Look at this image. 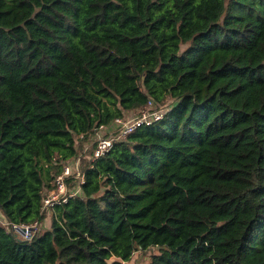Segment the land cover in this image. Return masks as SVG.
<instances>
[{
	"label": "trees",
	"instance_id": "trees-1",
	"mask_svg": "<svg viewBox=\"0 0 264 264\" xmlns=\"http://www.w3.org/2000/svg\"><path fill=\"white\" fill-rule=\"evenodd\" d=\"M0 219V264H264V0H0Z\"/></svg>",
	"mask_w": 264,
	"mask_h": 264
},
{
	"label": "built area",
	"instance_id": "built-area-1",
	"mask_svg": "<svg viewBox=\"0 0 264 264\" xmlns=\"http://www.w3.org/2000/svg\"><path fill=\"white\" fill-rule=\"evenodd\" d=\"M165 110L166 106H156L152 101L149 100L146 105L140 109L130 114H126L124 117L115 119L110 124L111 128H113L111 131H107V127H100V129L96 131L97 133L94 135L95 147L90 157L91 160L93 161L104 156L115 143L121 142L139 127H148L160 121L163 118ZM113 130L115 131L114 134L111 133ZM101 133L111 134L108 137H103L104 135ZM77 166L78 160H76V163L74 164V169H77ZM71 171L72 169L70 166L66 164L63 165L62 172L55 177L54 182L52 183L54 185L53 189L44 196L42 203L43 209L47 210L52 208L55 204L64 203L73 195H75L76 192H69L65 182L66 177L71 174ZM76 177L83 181V177L80 173H77ZM8 226H10L8 222L0 219V228L5 229L7 227L8 229ZM36 226L37 224H34L33 226L12 225L11 230L19 232L18 229H23L24 232L21 235L28 239L31 237V231L34 230Z\"/></svg>",
	"mask_w": 264,
	"mask_h": 264
},
{
	"label": "rangeland",
	"instance_id": "rangeland-1",
	"mask_svg": "<svg viewBox=\"0 0 264 264\" xmlns=\"http://www.w3.org/2000/svg\"><path fill=\"white\" fill-rule=\"evenodd\" d=\"M171 101L170 100H167L166 102H165V105L164 106H166L167 104H169ZM111 130V129H110ZM97 132H94L93 133V136H92V133L89 135V136H87L86 138H81V137H79V138H76V146H77V149H80V147H83V145H85V146H87L88 148H90V145L91 144H93L94 143V135L96 134ZM104 133H105V131H104ZM104 133H101L102 135H104L103 137H108L111 133L112 134H114L115 133V131L113 130L111 133H108V134H104ZM90 139H91V142H89L90 141ZM84 150V149H83ZM89 151H90V149H87V150H84V155H82L81 156V158H84V157H88V154H89ZM80 154V153H79ZM78 154V155H79ZM82 161H84V159L82 160ZM76 163V160H75V162L72 164V167H73V169H74V164ZM48 210V209H47ZM50 216V215H49ZM47 219H49V217L47 218ZM44 220L42 223H41V225L39 226V225H37L36 226V228L34 229V230H32L31 232V237L33 236V235H35L36 233H38V232H42L43 230H45L46 228H47V226H48V222H49V220ZM6 229V231H10V230H8L7 229V227L5 228ZM15 232V231H14ZM15 234L17 235V237H19L21 240H25V241H27V240H30V238H25V237H23V235H21V233H19V232H15ZM157 252H158V250L156 249V248H153V249H151L150 251H146V252H143V251H141V250H137V251H135L134 253H133V255H132V257H131V259H130V261H128V262H123L122 264H149V262H150V258H151V256H152V254H157ZM114 261H116V259H114V258H112V259H110L109 261H108V263L109 264H112Z\"/></svg>",
	"mask_w": 264,
	"mask_h": 264
},
{
	"label": "water",
	"instance_id": "water-1",
	"mask_svg": "<svg viewBox=\"0 0 264 264\" xmlns=\"http://www.w3.org/2000/svg\"><path fill=\"white\" fill-rule=\"evenodd\" d=\"M18 230H19V233L21 234L24 232L23 229H18Z\"/></svg>",
	"mask_w": 264,
	"mask_h": 264
}]
</instances>
